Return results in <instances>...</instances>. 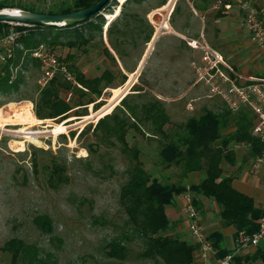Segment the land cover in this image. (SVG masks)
<instances>
[{
    "label": "rangeland",
    "instance_id": "obj_1",
    "mask_svg": "<svg viewBox=\"0 0 264 264\" xmlns=\"http://www.w3.org/2000/svg\"><path fill=\"white\" fill-rule=\"evenodd\" d=\"M71 1L54 0L50 9ZM162 1L130 2L125 8V12L135 13L138 17L129 19L128 27L122 19L118 21V27L126 31L114 33L121 41L118 43L120 55L112 49L106 34V23L119 14L124 2L119 0L116 4L110 2L109 9L102 14L105 22L101 36L95 33L89 44L79 48L50 46L66 63V71L59 70L55 74L72 84L77 83L68 68L69 61L63 59L67 52L74 54L76 67L87 77L99 76L104 70L112 73L108 87L97 99L93 98L94 102L76 106L64 117L39 120L34 114V105L45 85L38 82L41 71L34 62L22 71L23 79L18 89L0 94V246L11 237H19L37 244L43 257L50 254L53 264H155L139 256L143 244L138 238L126 242L129 254L125 260L109 258L105 254V244L125 225L126 215L118 198L120 186L128 178L130 161L119 145L98 143L92 128L97 123L93 116L101 118L108 111L111 113L128 91L133 93L129 97L133 103L154 99L162 102L169 116L165 125L167 131L177 128L187 118L199 115L204 108L218 111L225 106L218 96L211 94L206 84L196 82L197 72L192 62L200 64L201 52L191 48L182 37L198 38L202 20L192 14L186 0H165L164 4H167L161 7ZM26 6L41 9L32 1ZM175 6L177 10L172 13ZM209 15L212 16V12L205 14V22L209 21ZM145 21L152 27L148 42L145 40L150 29ZM163 24H167L168 29L159 28ZM153 35L156 36L154 42L151 41ZM104 46L108 47L115 62L104 53ZM134 88L140 90H132ZM78 94L73 91L72 99ZM61 95L64 97L65 94L62 92ZM81 97L82 102H87V96ZM66 120H69L68 129L56 125ZM87 126L91 128L81 133ZM149 130V124H142L141 132L129 129L126 135L129 145L141 149L140 158L153 176L177 181L176 167L162 168L158 164L156 147L160 137L150 135ZM237 152L239 157L234 165L223 162L224 173L237 176L244 171L250 156L245 150ZM55 162L64 167L65 180L51 177ZM242 186L247 185L242 183ZM212 201L206 198L205 204L213 207V217L217 218ZM39 214L51 218L52 233H43L36 227L33 218ZM222 232L223 247L232 248V235ZM9 260V253H1L0 264H9ZM238 263L259 264L244 259Z\"/></svg>",
    "mask_w": 264,
    "mask_h": 264
},
{
    "label": "trees",
    "instance_id": "obj_2",
    "mask_svg": "<svg viewBox=\"0 0 264 264\" xmlns=\"http://www.w3.org/2000/svg\"><path fill=\"white\" fill-rule=\"evenodd\" d=\"M97 1L72 0L70 4H61L46 12L67 13L88 8ZM113 1L115 4L117 3V0L110 2ZM141 1L125 0L121 4L119 14L112 21L106 23L109 44L119 55L118 43L121 41L114 36V33L124 34L126 31L118 27V21L122 19L124 26L128 27L129 19L138 16L124 10L130 2L140 3ZM110 2L104 6L101 13L91 15L84 22L73 26H30L28 34L19 40L22 48H15L14 55L0 66V94H8L12 90L18 89L23 79L22 71L27 69L30 62L39 65L38 61L30 55L31 51L39 44L61 45L72 49L89 44L95 33L101 36L105 22L102 14H105V10L109 9ZM164 3L165 0L159 6ZM6 6V3L0 2V8ZM11 6L14 7L16 4ZM16 7L43 12L34 7ZM176 10L175 6L172 13ZM146 23L150 29L145 40L148 42L152 36V27L148 22ZM2 25H5V22H0V26ZM103 51L115 62V58L107 46L103 47ZM63 59L69 61L68 68L74 74L76 83L81 87L72 84L61 75L55 74L40 89L39 98L35 102L34 114L39 120L64 117L72 108L94 102L113 78L109 70H104L99 76H85L76 67L74 54L71 52H67ZM15 67H17V72L14 77H11V68ZM102 82L105 83L103 86ZM73 91L79 93L77 98L72 99ZM62 92L64 94L70 92L71 98L67 100L65 96L61 95ZM81 95L87 96V102H82ZM131 95L133 93L127 94L111 113L102 118L93 116V120L99 119L92 128L96 141L108 146L119 145L120 151L130 161L127 169L128 178L120 186L118 198L126 215L125 225L119 234L105 244L106 256L125 260L129 254L126 242L138 238L143 244V248L139 252L141 258L150 259L155 264L159 262L163 264H193L194 244L172 232L174 224L165 211L166 206L174 203L175 196L187 190L182 180L192 171H198L201 175L197 183L188 186L192 202L199 211L202 208L199 196L211 198L218 207L217 214L224 226H233L236 234L240 230L248 233L256 232L259 229L258 220L264 217V207L255 206L251 196L236 189L232 184L235 176L223 174L222 166L223 162L229 165H234L236 162L235 152L228 146L232 141L250 143L249 156H254L264 150V141L251 133L252 115L250 111L245 107L232 111L226 105L218 111L204 108L199 115L191 116L177 128L167 131L165 125L169 122V116L162 102L154 99L133 103L129 101ZM142 124L150 125V135H159L156 147L157 162L162 168L176 167L179 173L177 181L153 176L145 168L140 158L141 149L137 145H129L126 138L129 129L141 132ZM56 125L65 126L66 129L70 127L69 120ZM90 128L91 126H87L81 133ZM63 172L62 165L56 162L52 164L51 177L55 176L57 180H65ZM33 222L43 233H52L53 223L48 215H36ZM209 238L217 249L218 257L231 252L223 247L221 232L212 231L209 233ZM1 253H9V264H53L49 258L50 254L43 257L37 244L25 242L19 237L5 240L0 246V255ZM233 259L237 263L244 259L247 262L254 261L264 264V249L257 247L253 254L234 256Z\"/></svg>",
    "mask_w": 264,
    "mask_h": 264
},
{
    "label": "built area",
    "instance_id": "obj_3",
    "mask_svg": "<svg viewBox=\"0 0 264 264\" xmlns=\"http://www.w3.org/2000/svg\"><path fill=\"white\" fill-rule=\"evenodd\" d=\"M29 1L38 3L43 12L48 11L54 3V0H0V2L7 4L6 7H13L11 6L13 4L26 6ZM244 25L251 39L264 49V22L255 9L251 8L247 11ZM30 26L18 22H5V25L0 26V65L6 63L14 55L15 48H22L19 40L28 34ZM185 37L183 38L191 48L201 52L200 64L197 65L192 62L197 72L196 82L206 84L211 94L218 96L230 110L237 111L241 107L247 108L252 115L251 133L264 141V77L245 76L239 73L202 37L199 39ZM30 55L39 63L41 76L38 82L41 86L46 85L57 71H66V63L58 58L50 46L39 44L31 51ZM16 72L17 67L11 68V77H14ZM64 96L69 100L71 93L67 92ZM228 146L234 152L248 151L250 143L232 141ZM263 165L264 150L259 154L250 156L244 173L248 176H256ZM186 188L187 190L180 194V197L185 223L195 246L194 260L200 261L201 264H233L234 256L246 254L251 248L259 246L264 239V217L258 220L259 229L256 232L238 231L233 250L222 257H218L217 249L201 222L200 212L192 202L188 186Z\"/></svg>",
    "mask_w": 264,
    "mask_h": 264
},
{
    "label": "crops",
    "instance_id": "obj_4",
    "mask_svg": "<svg viewBox=\"0 0 264 264\" xmlns=\"http://www.w3.org/2000/svg\"><path fill=\"white\" fill-rule=\"evenodd\" d=\"M186 1L191 8L192 14L198 15L202 20V29L198 39L202 37L210 47L217 50L239 73L245 76L264 77V49L260 48L251 39V36L244 25V15H246V12L251 8L257 11L258 15L264 22V0ZM208 12H212V16L209 15L211 16L209 21L205 22L204 17ZM163 26L165 29H168L167 24H163ZM206 28H208V30H206ZM235 155L236 159H238V152L235 153ZM223 174L227 175L231 173L223 172ZM200 176V172L198 171L189 172L183 178L182 183L186 187L195 184L200 179ZM242 183L243 185L246 183L247 186H242ZM232 184L239 191L251 196L254 200L255 206L259 208L264 207V165L259 169L256 176H248L244 171H240V174L234 177ZM206 198L207 197L199 196V200L202 204V208L199 211H202V222L204 223V226L210 227V229L207 230L208 233H211L212 231H219L222 234V231L229 232L233 237L234 245L232 248L226 249L232 251L235 246V228L233 226H224L219 216H217V218L213 217V207L211 208L209 204L206 206ZM212 202L214 203L216 213H218L216 203L214 201ZM165 211L168 218L174 224L175 233L178 235L181 234L180 236H183L182 238L188 239V241L192 242L185 223L180 196H175L174 203L166 206ZM220 229H222V231ZM257 247L264 249V239ZM256 248H251L249 252L244 255L253 254ZM193 264L201 263L197 260L194 261Z\"/></svg>",
    "mask_w": 264,
    "mask_h": 264
},
{
    "label": "water",
    "instance_id": "obj_5",
    "mask_svg": "<svg viewBox=\"0 0 264 264\" xmlns=\"http://www.w3.org/2000/svg\"><path fill=\"white\" fill-rule=\"evenodd\" d=\"M110 1L111 0H98L95 4H93L92 6H90L88 8L74 10V11L67 12V13L35 12V11L27 10L24 8L4 7V8H0V22L26 23V24L31 25V26H34V25L73 26L75 24L84 22L91 15L101 13L102 10L104 9V6L106 4H108ZM13 10H14V12H13ZM173 33H175V32L173 31ZM152 38H153V42H154L156 36L154 37V35H153ZM146 55H145V57H146ZM143 62H144V59L141 61L139 68L142 66ZM129 93H132V92L129 91L127 94H129ZM89 122H91V121H89Z\"/></svg>",
    "mask_w": 264,
    "mask_h": 264
},
{
    "label": "bare ground",
    "instance_id": "obj_6",
    "mask_svg": "<svg viewBox=\"0 0 264 264\" xmlns=\"http://www.w3.org/2000/svg\"><path fill=\"white\" fill-rule=\"evenodd\" d=\"M122 1H125V0H122ZM13 12H14V10H13ZM159 28H161V29H165V27H164L163 25H161ZM154 37H155V36H154ZM152 41H153V39H152ZM128 92H129V91H128ZM128 92H127V93H128ZM127 93H125V95H126ZM125 95H124V96H125ZM124 96H123V97H124ZM123 97H122V98H123ZM122 98H121V99H122ZM119 102H120V101H119ZM117 104H119V103H116V105H117ZM116 105H114V106H116ZM113 108H114V107H113ZM113 108H112V109H113ZM108 112H109V111H108ZM108 112H107V113H108ZM107 113H106V114H107Z\"/></svg>",
    "mask_w": 264,
    "mask_h": 264
}]
</instances>
